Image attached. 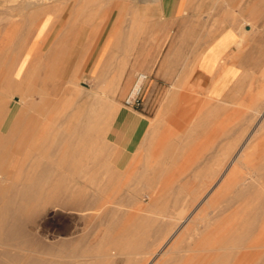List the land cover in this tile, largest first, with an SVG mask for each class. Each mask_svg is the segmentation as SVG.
Listing matches in <instances>:
<instances>
[{
	"label": "rangeland",
	"instance_id": "obj_1",
	"mask_svg": "<svg viewBox=\"0 0 264 264\" xmlns=\"http://www.w3.org/2000/svg\"><path fill=\"white\" fill-rule=\"evenodd\" d=\"M99 1L33 0L40 5L29 3L30 7L27 0H0V38L11 25V30L16 28L15 35L20 41L7 71L9 55L0 52V78L6 71L5 80L0 82V125L6 131L0 130V136L9 138L18 134V130L9 128L8 122L17 114L19 121L34 126L29 129L27 140L40 134L37 137L55 141L59 136L67 137L78 129L83 130L86 117L91 118L94 111L104 114L99 106L102 103L108 107L101 118L104 122L98 126L104 129L101 130L104 134L99 137L100 142L96 140L97 150L101 151L96 156L101 162L94 165L84 166L87 162L84 156L77 158L82 164L72 162L77 169L71 163L47 165L48 157L39 144L34 149L36 154L30 152L32 149L16 153L17 149L14 152L11 145L0 147V168L6 173L12 175L21 169L22 175L26 174L24 177L34 174L35 167L39 166L32 162L41 157L45 168L52 169L44 176H50L53 182L76 184L84 192V199L93 201L87 210L76 214L57 204H45L36 222L28 227L37 242L26 246L35 250L30 259L87 264L97 255L106 254L112 264H138V257L143 259L141 264H159L158 256L165 255L163 263L166 264H186L188 259H195L194 264H264V193L258 198L251 194L238 197L231 192L237 187L255 191L259 185L264 189V120L254 112L257 109L264 112V0H187L183 18L188 20L177 24L179 29L189 25L190 32L184 34L171 31L168 19L163 17L160 0H111L107 6ZM18 5L25 15L19 14ZM52 10L61 14L57 29L62 34L57 42L53 36L44 46L39 63L24 61L27 46L37 40V24L44 23L47 17L46 29L52 24L54 17L48 13ZM70 14L76 20L75 26L71 24L63 30ZM224 29H233L238 35L236 52L231 59L238 67L237 77L226 96L213 99L207 92L196 90L197 78L191 76L196 62L193 57L201 49L198 53L188 50L196 39L200 43L202 39L207 45ZM41 39L38 38L39 42ZM164 44L176 47L165 70L166 76L155 78L154 72L144 66L153 63L150 57L154 58L156 47ZM139 53L143 60L136 68ZM137 73L148 76L144 107L131 110L123 106L122 100ZM117 76L121 82L113 91H108ZM116 110L131 120H114L109 115ZM39 124L43 128L35 130ZM111 136L115 137L113 141ZM68 142H73L74 147ZM79 142L69 139L64 150L84 151L77 147ZM105 142L107 147L102 150ZM27 153H32L34 159ZM13 163L19 169L9 166L14 167ZM8 183L10 179L2 180L0 185ZM255 184L258 186L252 188ZM215 193L214 208L208 201ZM253 206L257 212L253 210V215H247V207ZM192 215L203 216L195 221L198 229L185 222ZM131 216L136 217L135 221L151 223L146 229L132 233L123 228ZM67 217L73 218L70 223L66 222ZM254 218L257 220L253 221ZM201 220L209 226L204 228ZM228 222L236 228L244 223L253 226L249 242L226 248L219 242L214 246L207 244L205 237L212 239L208 236L210 231L221 233L220 229ZM157 224L164 230L156 227ZM197 231H207L205 245L197 243L201 239L196 236ZM132 234L138 244L134 247L123 244ZM63 239L72 244L61 248L59 243ZM258 240L257 244L252 243ZM176 257L183 260L171 263Z\"/></svg>",
	"mask_w": 264,
	"mask_h": 264
},
{
	"label": "bare ground",
	"instance_id": "obj_2",
	"mask_svg": "<svg viewBox=\"0 0 264 264\" xmlns=\"http://www.w3.org/2000/svg\"><path fill=\"white\" fill-rule=\"evenodd\" d=\"M29 0H27L28 3ZM43 1V0H42ZM45 1V0H44ZM56 1V0H55ZM67 1V0H66ZM102 2V4H106L108 3V5L110 4L111 0H100ZM99 1V2H100ZM26 2V1H24ZM47 2V1H46ZM65 2V1H63ZM62 2V3H63ZM29 3H34L37 5H40L39 2H33V0H30ZM28 3V4H29ZM66 3V2H65ZM101 4V5H102ZM24 5V4H22ZM21 5V6H22ZM32 5V4H31ZM63 5V4H62ZM68 5V4H67ZM30 6V4H29ZM97 6V5H96ZM107 6V4H106ZM19 7V5H18ZM16 6V8H18ZM26 7V6H24ZM31 7V6H30ZM55 7V6H54ZM58 7V6H57ZM98 7V6H97ZM100 7V6H99ZM98 7V8H99ZM105 7V6H104ZM111 7V6H110ZM15 8V10H16ZM21 7H19V11ZM34 8V7H33ZM36 8V7H35ZM34 8V9H35ZM31 9V8H30ZM108 9V8H107ZM37 10V8H36ZM29 11V10H28ZM31 11V10H30ZM21 12V11H20ZM33 12V9H32ZM96 12V11H95ZM26 13V12H25ZM51 13L54 17V20L51 21L52 24H49L47 29V22L49 21L48 17L47 20L44 23H39L37 24V30H38V35H37V40H34L33 42H31L26 49V55L24 58V61L30 60L31 63L33 62L34 64L39 63L40 58L42 57V50L44 48L45 45H47L50 41V39L53 38V36L55 37V42H57L58 37L62 34L60 30L57 29L58 27V22L60 20V15L61 14H56V12L54 10L48 12ZM62 13V12H61ZM82 13V12H80ZM19 14H22L19 13ZM24 14V13H23ZM22 14V15H23ZM25 15V14H24ZM82 15V14H81ZM89 16V15H88ZM20 17V16H19ZM24 17V16H23ZM34 17V16H33ZM97 17V16H96ZM21 18V17H20ZM84 18V15H83ZM33 19V18H32ZM31 19V20H32ZM81 19V18H80ZM30 20V21H31ZM83 20V19H81ZM88 20V19H87ZM13 21V20H12ZM27 22V21H26ZM87 22V21H86ZM76 20L74 19V16L70 14V17L66 20V22L63 24L62 28L63 30L66 29L68 27V25H73L75 26ZM35 23H32V26ZM82 24V22H81ZM29 25V24H28ZM80 25V24H79ZM21 26V25H20ZM20 28V27H19ZM26 28V26H25ZM24 28V29H25ZM69 28V27H68ZM73 28V27H72ZM62 30V32H63ZM16 32V28L14 30V27L11 30V25H9V27L5 30V32L3 33V35L0 38V52H6L8 53L7 55H9L8 57L10 58L8 61V65L6 67V71L9 69L11 62L13 61L14 55H16V51H18V49L20 48V41L19 38L15 35ZM19 32V31H18ZM17 32V33H18ZM21 33V31H20ZM28 33V32H27ZM61 33V34H60ZM65 33V31H64ZM22 35V34H21ZM42 38L41 41L39 42L38 38ZM21 38V37H20ZM24 39V38H23ZM22 40V39H21ZM60 42V41H59ZM23 43V42H22ZM52 44V43H51ZM22 45V44H21ZM56 45H54L55 47ZM51 49L53 48H49L48 52L51 53ZM74 49V48H73ZM70 51V50H69ZM73 51V50H72ZM59 52V51H58ZM0 53V54H1ZM70 53V52H69ZM71 54V53H70ZM6 55V57H7ZM47 55V54H46ZM5 57V58H6ZM69 58V57H68ZM6 60V59H5ZM69 61V60H68ZM222 66V65H221ZM23 67V64L21 65V68ZM35 67V66H34ZM102 67V65H101ZM122 67V66H121ZM96 68V65L94 66V69ZM103 68V67H102ZM126 68V67H125ZM166 70V69H165ZM6 71L5 73H3V75L0 78V82L2 83L5 80V75H6ZM119 78H121L120 76H117L115 79H113V81H111V83L109 84V88L107 89L108 91H113L115 88H117V86L119 85L118 82H121V80L119 81ZM31 79V78H30ZM14 81L17 83V79L14 78ZM123 81V80H122ZM70 83V82H69ZM13 84V83H12ZM11 84V85H12ZM47 85V84H46ZM76 85V84H75ZM30 90V88H28ZM33 89V88H32ZM20 91V90H19ZM26 91V90H25ZM107 91V92H108ZM263 91V90H262ZM16 92V91H15ZM33 92V91H32ZM44 93V92H43ZM101 93V92H100ZM27 94V93H26ZM26 94H22L23 96H29L32 98V95H26ZM43 95V94H42ZM99 95V94H98ZM44 97V95H43ZM98 98V96H97ZM97 100V99H96ZM99 101V100H98ZM97 101V102H98ZM101 101V100H100ZM0 102H2V97H0ZM99 103V102H98ZM97 103V104H98ZM4 104V103H3ZM96 104V103H95ZM100 104V103H99ZM103 104V103H102ZM99 105L101 106V111L104 114L101 113H94L91 116V118L89 119L87 118V122L86 124H84L83 126V130H77L75 131L73 134H68L67 137L65 136H59L56 138L55 141H51L50 138L48 137H37L35 136V139H28L27 137L29 136L28 132L30 131L29 129L34 128L29 126V122H25V121H19L18 120V115L15 114L13 116V118L8 121L10 124V129H14V130H18V134L13 136V137H2L0 136V147H6V146H13V151L16 153H18L19 151L23 150L28 152L30 149H32L30 152L34 153V149L36 150V146L39 144V146H41V150L44 152H46L45 154L47 155L48 158H46L48 161L45 162L47 165L49 164H54V163H59V164H67V163H71L73 165V163L78 164L81 163L80 159H77L78 157L80 158V156H84V159H87L86 161V165L84 166H89V164H96L98 162H101V159L98 158V156H96V154L99 152V150H97V141H99V137L102 136V134H104L101 130L103 128L98 129L99 127V123L102 124L104 122V118H102V115H106V113L108 112V107L107 104L104 103L103 105ZM115 108V107H114ZM252 108V107H251ZM99 109V108H98ZM112 108H110L111 110ZM260 109V108H259ZM261 110V111H260ZM260 110H255V114L258 115V117H261V119L263 118L264 120V112L262 111L263 109ZM99 111V110H98ZM114 111V110H113ZM3 112V111H2ZM2 114V113H1ZM11 114V112L9 113ZM109 115V114H108ZM115 118H118V120L120 119L126 122H129L131 119L130 117L126 116L125 114H120L117 112L116 113L109 115ZM85 116V115H84ZM81 117H79L78 119L81 121L80 119ZM110 119V118H109ZM113 120V118H111ZM86 120V119H85ZM84 121V120H83ZM24 122V123H23ZM46 122V121H43ZM71 122V121H69ZM79 122V121H78ZM110 122V120H109ZM46 123H50V122H46ZM80 123V122H79ZM82 123V122H81ZM112 123V122H111ZM111 123L109 124V126L111 125ZM8 124V125H9ZM41 124V123H40ZM38 125L37 128L35 130H38V128L41 130L43 128V126L41 127V125ZM44 124V123H43ZM42 124V125H43ZM51 124V123H50ZM105 124V123H104ZM151 124V123H150ZM7 125V126H8ZM82 125V124H80ZM25 126V127H24ZM5 127V126H4ZM4 127L2 128L3 130H1V125H0V130L6 131L4 129ZM27 127V128H26ZM50 126L47 125V128H49ZM17 128V129H16ZM80 128V126H79ZM82 128V126H81ZM7 129V128H6ZM9 129V130H10ZM46 129V128H45ZM104 130V129H103ZM9 132V131H8ZM36 132V131H35ZM78 134H75V133ZM41 133V132H38ZM48 133V132H47ZM147 133V132H146ZM35 134V133H33ZM155 134V133H154ZM6 135V134H5ZM36 135V134H35ZM114 135V134H112ZM152 135V134H151ZM116 136V135H115ZM107 137V136H106ZM32 138V137H31ZM55 138V137H53ZM104 138V137H103ZM69 139H77L80 142L77 144V147L79 148H84V151H80V152H68L66 150H64L65 148V144ZM110 139L113 141L115 139L114 136H111ZM97 140V141H96ZM103 140V139H102ZM103 141H101L102 143ZM72 147H74L73 142H68ZM147 143V142H146ZM151 144V143H150ZM148 144V145H150ZM112 145V144H111ZM109 146V145H108ZM76 147V148H77ZM102 150H104V147L106 146V142L105 145L103 143V145H101ZM8 148V147H7ZM109 148V147H108ZM112 148V147H111ZM100 149V148H99ZM110 149V148H109ZM108 149V150H109ZM145 149V148H144ZM101 150V149H100ZM40 151V150H39ZM98 151V152H97ZM111 151V150H110ZM113 151V149H112ZM5 152V151H4ZM13 152V153H14ZM106 152V151H105ZM32 153H27L30 155V157L32 156ZM101 153V151L99 152ZM109 152H107L108 154ZM6 154V153H5ZM38 154V153H37ZM16 155V154H15ZM25 155L26 157V153L24 152L23 156ZM78 155V156H77ZM112 155V154H111ZM12 156V155H11ZM44 156V155H43ZM138 156V155H137ZM15 157V156H13ZM13 157H10V159L14 160ZM33 157V156H32ZM97 157V158H96ZM106 157V156H105ZM17 158V157H16ZM21 158H24L21 156ZM41 158V157H40ZM37 158L36 160L33 157V162L32 160L28 163H36L38 164L39 167H35V172L34 174L31 175H27L26 177H24L26 174H24V176L22 175V173L20 172L21 169H18L17 171H15L14 174L10 175V173H6L5 170H1L0 168V182L6 181L8 179L11 180V183L8 184H4V185H0V264H64V263H55L53 261H46L43 259H30V254L31 253H35V250H31L28 249L26 246L28 244H36L37 242L32 238V232L29 231V225L30 224H34L36 222V219L38 217V215L40 214V212L44 209V205L45 204H57L58 206H60L63 210L68 211V212H74V214L78 213V212H83L85 210L88 209V205L89 203H93V201H88L84 199V192H82L81 190H78L76 187V184L72 185H67L63 182H53L51 181L52 178L50 176L46 177V175L44 176L43 174H45V172H52V169H48L45 168V164L44 162L40 159ZM83 158V157H82ZM18 159V158H17ZM134 159V158H133ZM9 160V159H8ZM25 160V158H24ZM29 159H27L28 161ZM21 161V160H20ZM26 161V163H27ZM105 161V160H104ZM205 162V160H203ZM202 161V163H203ZM2 162V160L0 161V163ZM11 162V161H9ZM16 162V161H15ZM14 162V163H15ZM22 162V161H21ZM25 162V161H24ZM73 162V163H72ZM12 163V162H11ZM13 163V164H14ZM20 163V162H19ZM107 163V162H106ZM12 164V165H13ZM17 165V162L15 163ZM14 164V165H15ZM70 164V165H71ZM82 164V163H81ZM103 164V163H101ZM171 164V163H170ZM16 165L13 167L11 166V164H9V166L11 168H16ZM79 165V164H78ZM168 165V163H167ZM41 166V167H40ZM44 166V167H43ZM76 167V165H73ZM106 166V164H105ZM104 166V167H105ZM110 166V165H109ZM112 166V165H111ZM9 167V168H10ZM21 167V165H20ZM102 167V166H101ZM100 167V168H101ZM167 167V166H166ZM7 168V166H6ZM10 168V169H11ZM16 168V169H17ZM8 169V168H7ZM28 169V168H27ZM74 169V168H73ZM88 168L86 167V170ZM104 169V168H103ZM110 170L109 168H105ZM116 169V168H115ZM30 170V169H29ZM118 170V169H117ZM128 170V169H127ZM140 170V169H139ZM28 172V170H26ZM61 171V170H60ZM65 171V170H64ZM76 171V170H74ZM105 172V171H104ZM107 172V171H106ZM110 172V171H109ZM25 173V172H24ZM55 174V173H54ZM52 173V175H54ZM74 174V173H73ZM51 175V176H52ZM70 175V174H69ZM99 175V174H98ZM189 175V174H188ZM89 176V175H88ZM46 177V178H45ZM115 177V176H114ZM212 177V176H211ZM65 178V176H64ZM191 178V177H190ZM242 178V177H241ZM240 178V179H241ZM67 179V178H66ZM111 179V177H110ZM113 179V176H112ZM185 179V178H184ZM215 180V178H214ZM68 181V180H66ZM70 181V179H69ZM68 181V182H69ZM74 182V181H73ZM72 183V181H71ZM72 185V186H71ZM255 184L254 186H252V188H256ZM234 187L236 186V184L233 185ZM232 186V187H233ZM239 186V185H238ZM258 186V185H257ZM261 185H259L255 191H249V189H237L239 187L236 188V190H232L231 192L236 195V196H244V195H256L258 198L262 197L261 195L264 193L262 192L263 187H260ZM69 188V189H68ZM70 188H75L70 190ZM79 188V186H78ZM200 189V188H199ZM116 191V190H115ZM117 192V191H116ZM214 192V191H213ZM99 194L101 193V191L99 190L98 192ZM99 194H97L99 196ZM114 194V193H113ZM64 197H68L67 199H65ZM70 197V198H69ZM101 197V196H100ZM64 198V199H61ZM95 198V196H94ZM259 201V200H256ZM210 207H216V193L210 197V200L208 201ZM149 204V203H148ZM196 205V204H195ZM139 207V205H137ZM184 206V205H183ZM203 206V205H202ZM102 208V207H101ZM100 208V209H101ZM141 208V207H140ZM192 208V207H191ZM256 206H253L251 209L247 207L246 209V213L247 215H253ZM199 209V208H198ZM201 209V208H200ZM259 209V208H258ZM181 210V209H180ZM191 210V209H190ZM140 211V210H139ZM203 211V210H202ZM256 211V210H255ZM259 211V210H258ZM149 212V211H148ZM167 212V211H166ZM257 212V211H256ZM261 212V211H260ZM177 213V212H176ZM68 214V213H67ZM72 213H69V215ZM145 214V213H144ZM60 215V214H59ZM181 215V212H180ZM47 216V215H46ZM78 216V215H76ZM195 217L192 216H188L185 220V222H187L188 224H194V227H197V223L195 222L196 220L201 219V217H203L202 215H200L201 217L194 215ZM83 217V216H82ZM183 217V216H182ZM68 218V217H67ZM81 218V217H80ZM79 218V219H80ZM84 218V217H83ZM131 218V219H130ZM129 219V221L127 223H125L123 225L124 229H128L130 230L132 233L136 232L139 229H146L147 226H149V224L151 222L146 221H135L134 216H131ZM156 218V217H155ZM170 218V217H169ZM168 218V219H169ZM73 218H68L66 219L67 223H70V221ZM181 219V218H180ZM203 220L206 221V218H202ZM59 220V219H58ZM257 220L256 218L253 219ZM63 221V220H62ZM184 221V219H183ZM202 221V220H201ZM208 221V220H207ZM247 221H249V219H247ZM72 223V222H71ZM186 223V224H187ZM200 222L198 221V224ZM203 223V221L201 222ZM211 223V221H210ZM76 226V223H74ZM68 225V224H67ZM204 228L209 226V223L204 222L203 224H201ZM31 226V225H30ZM38 226V225H36ZM158 226V228H160L161 230H164V227L162 225L157 224L156 227ZM190 226V225H189ZM201 226V227H202ZM211 226V224H210ZM81 227V226H80ZM163 227V228H162ZM181 227V226H180ZM188 227V226H187ZM222 227V226H221ZM237 227V226H236ZM234 227L230 222H228V224L219 232H214L212 233V231H210L212 233H209L208 236L212 237V239L210 240V238L208 239L207 236H204V233L207 231H203V232H199L197 231L195 234L196 236H201V239L199 242H197L199 245H205L204 242L206 241L207 244H212L213 246L216 245L217 242L221 243L223 245V248L226 247H231V245H237V246H243L246 243L249 242V237L251 236L252 233V228L253 226L250 227V225H248L247 223L242 224L241 226H239L238 228ZM193 228V227H192ZM79 229V228H78ZM198 229V227L196 228ZM200 229V228H199ZM72 230V229H71ZM202 229H200L201 231ZM205 230V229H204ZM208 230V228H207ZM214 230V229H213ZM32 233V234H31ZM194 233V232H193ZM216 233H219V236L216 235ZM74 236V235H73ZM193 236V234H192ZM75 237V236H74ZM206 240H205V238ZM216 237L218 238V240H216ZM58 238V237H57ZM192 239V237H190ZM195 238V237H194ZM207 239L209 241H207ZM79 240V239H78ZM205 240V241H204ZM263 240V239H262ZM262 240H260L262 242ZM50 241V240H49ZM251 241V240H250ZM59 242V241H58ZM78 242V241H77ZM205 242V243H206ZM259 242L258 241H253L252 243L257 244ZM260 242V244H261ZM80 243V242H79ZM251 243V242H250ZM264 243V241L262 242ZM72 244L69 241L66 240H62L60 241L59 245L62 248V246L64 247L65 245H69ZM123 244H125L126 246H136L138 244V239L135 237V235H131L130 237L126 238L123 240ZM141 244V243H140ZM189 244V243H188ZM220 244V245H221ZM195 245V244H194ZM220 245L218 244V246L220 247ZM226 246V247H224ZM74 247V246H73ZM264 247V246H263ZM65 249V248H64ZM229 249V248H228ZM224 250V249H222ZM227 250V249H226ZM225 251V250H224ZM28 253V254H27ZM60 256V255H59ZM68 257V256H67ZM60 258V257H59ZM193 260L195 261V259H188L186 264H192ZM198 262V260H197ZM196 263V262H195ZM66 264V263H65ZM69 264V263H67ZM71 264V263H70ZM87 264H112V259L106 255V254H99L97 255L94 260L90 261ZM166 264V263H163ZM194 264V263H193Z\"/></svg>",
	"mask_w": 264,
	"mask_h": 264
},
{
	"label": "crops",
	"instance_id": "obj_3",
	"mask_svg": "<svg viewBox=\"0 0 264 264\" xmlns=\"http://www.w3.org/2000/svg\"><path fill=\"white\" fill-rule=\"evenodd\" d=\"M186 1L187 0H160L163 17L168 19L167 24H170L173 33H175L176 30L181 32V34L190 32L189 25L180 28L181 30L177 27V24L181 22V20H186V22L188 20L183 18L186 11ZM237 37L238 35L235 30L224 29L210 40L207 45L204 44L202 39H200L202 41L201 43L197 41L198 39L192 42L188 50L189 52L198 53L201 49L199 54H195L196 56L193 57L196 62L194 71L191 73V76L197 78L196 90L207 92L213 99H221L232 90L235 85L238 68L235 64L231 63V59L236 52L238 44ZM197 45H200L199 48H197ZM175 47L176 46L168 47L165 44L156 47V56L154 58L153 56L150 57V61H153V63L150 62L144 67H146L147 70L153 71L155 78L166 76L165 69L169 66L171 53L174 51ZM137 57L135 61L136 68L141 66V61L143 60L142 53H139ZM143 57L146 58L145 56ZM187 90L191 91L193 89L188 88ZM146 107L147 104H145V109ZM182 258L183 257H176L171 263L177 262ZM165 259V255H159L157 263L161 264L166 261ZM142 262V257H138L137 263L141 264Z\"/></svg>",
	"mask_w": 264,
	"mask_h": 264
},
{
	"label": "built area",
	"instance_id": "obj_4",
	"mask_svg": "<svg viewBox=\"0 0 264 264\" xmlns=\"http://www.w3.org/2000/svg\"><path fill=\"white\" fill-rule=\"evenodd\" d=\"M148 82L145 73H137L134 80L123 97L122 104L131 110H142L144 107V93Z\"/></svg>",
	"mask_w": 264,
	"mask_h": 264
}]
</instances>
